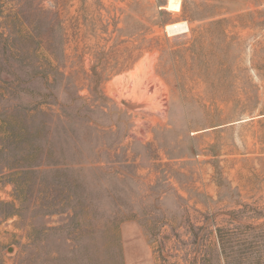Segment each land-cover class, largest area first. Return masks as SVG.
Here are the masks:
<instances>
[{"label":"rangeland","instance_id":"1","mask_svg":"<svg viewBox=\"0 0 264 264\" xmlns=\"http://www.w3.org/2000/svg\"><path fill=\"white\" fill-rule=\"evenodd\" d=\"M168 1L0 0V264H264V0Z\"/></svg>","mask_w":264,"mask_h":264},{"label":"bare ground","instance_id":"2","mask_svg":"<svg viewBox=\"0 0 264 264\" xmlns=\"http://www.w3.org/2000/svg\"><path fill=\"white\" fill-rule=\"evenodd\" d=\"M167 9L171 11L179 12L181 10V1L180 0H169L167 4ZM166 30L170 34H180L188 30V25L186 22L172 23L166 26Z\"/></svg>","mask_w":264,"mask_h":264}]
</instances>
